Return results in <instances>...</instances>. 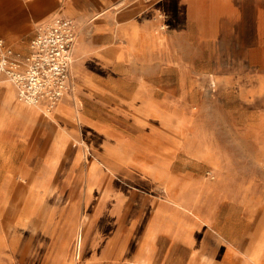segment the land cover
Instances as JSON below:
<instances>
[{"label": "rangeland", "instance_id": "1", "mask_svg": "<svg viewBox=\"0 0 264 264\" xmlns=\"http://www.w3.org/2000/svg\"><path fill=\"white\" fill-rule=\"evenodd\" d=\"M2 2L6 40L26 44L43 21L24 40ZM146 17L128 92L84 82L65 135L39 109L21 140L0 135V264H264V69L201 44L160 66Z\"/></svg>", "mask_w": 264, "mask_h": 264}, {"label": "crops", "instance_id": "2", "mask_svg": "<svg viewBox=\"0 0 264 264\" xmlns=\"http://www.w3.org/2000/svg\"><path fill=\"white\" fill-rule=\"evenodd\" d=\"M3 4L0 0V11L5 6ZM13 5L26 15L24 40L30 35L31 26L55 16L68 17L75 24L76 35L71 52V92L58 102L49 116H53L51 120L57 125L52 130L53 134L65 135L62 125L70 126L76 114L80 117L83 115L81 110L77 111V106L70 103L77 99L78 94H82V83L86 82L95 91L107 88L114 93L128 92L125 87L131 75L123 65L136 56L131 39H134L135 31L145 34L148 12L155 17L152 34L154 61H158L160 66L163 63L172 64L176 60H187L178 51L181 50L178 46L201 44L213 47L208 52L218 49L217 52L232 55L228 58L233 61L244 59L254 69H264V0H153L152 4L147 0H14ZM157 14L160 16L157 17ZM2 21L6 22L0 15V26ZM17 32L0 29V37L9 44L5 37L16 35ZM18 35L13 39L11 37L13 43L9 45L25 51L30 39L23 44ZM247 36L251 38L248 41L245 40ZM174 45L177 46L176 50ZM137 57L140 58V55ZM89 60L99 68L110 69L105 71L107 74L84 71L87 68H82L81 64ZM191 66V71L185 75H204L215 65L204 64L201 68H194L193 64ZM193 69L201 72L194 73ZM161 75L162 69L159 68L156 76ZM39 118L38 108L20 101L12 83L0 75V135L7 134L9 139L21 140L31 126L37 125L36 120ZM113 130L110 139L116 137ZM121 135L124 137L127 132H121ZM251 257L257 260V255Z\"/></svg>", "mask_w": 264, "mask_h": 264}, {"label": "built area", "instance_id": "3", "mask_svg": "<svg viewBox=\"0 0 264 264\" xmlns=\"http://www.w3.org/2000/svg\"><path fill=\"white\" fill-rule=\"evenodd\" d=\"M75 35L70 18L55 16L35 27L25 51L0 37V75L12 83L20 101L50 115L70 94Z\"/></svg>", "mask_w": 264, "mask_h": 264}, {"label": "bare ground", "instance_id": "4", "mask_svg": "<svg viewBox=\"0 0 264 264\" xmlns=\"http://www.w3.org/2000/svg\"><path fill=\"white\" fill-rule=\"evenodd\" d=\"M80 238V237H79Z\"/></svg>", "mask_w": 264, "mask_h": 264}]
</instances>
